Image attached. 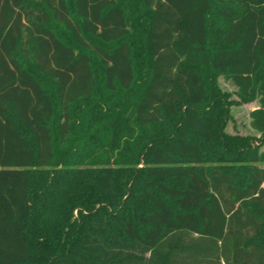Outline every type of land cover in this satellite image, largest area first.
I'll return each instance as SVG.
<instances>
[{"label": "trees", "instance_id": "1", "mask_svg": "<svg viewBox=\"0 0 264 264\" xmlns=\"http://www.w3.org/2000/svg\"><path fill=\"white\" fill-rule=\"evenodd\" d=\"M218 76L264 135V0H0V264H264V150L206 158Z\"/></svg>", "mask_w": 264, "mask_h": 264}, {"label": "rangeland", "instance_id": "2", "mask_svg": "<svg viewBox=\"0 0 264 264\" xmlns=\"http://www.w3.org/2000/svg\"><path fill=\"white\" fill-rule=\"evenodd\" d=\"M71 8L72 12L75 13L72 4ZM58 30L64 38L67 39L69 37L61 28ZM209 48H211L210 45ZM93 60L98 81H101L102 70L94 57ZM25 65L35 73V67L31 60L25 61ZM38 77L46 82L48 86H51V83L46 78L42 76ZM257 77L260 78V76ZM210 86L213 96L212 102L201 106V108L212 110L217 118L214 142L206 150L207 161L227 171L239 168L244 174H247L251 165V152L253 150H264V135L259 134L251 127L250 119V113L259 107V100L257 98L249 102L242 100L238 95L237 88L224 76L210 79ZM101 87L99 86L100 89ZM184 109L185 107H183ZM83 151H86V149ZM59 152H62V149ZM90 162L87 161L86 165L81 164L80 168L90 170L100 168L97 164H91ZM120 167V165H116V168L120 169ZM78 218V209H75L70 215V222L78 220Z\"/></svg>", "mask_w": 264, "mask_h": 264}]
</instances>
